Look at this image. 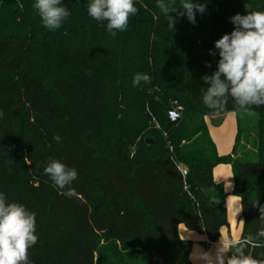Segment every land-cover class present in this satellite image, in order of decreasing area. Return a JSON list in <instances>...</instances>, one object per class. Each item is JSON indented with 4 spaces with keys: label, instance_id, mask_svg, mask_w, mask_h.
<instances>
[{
    "label": "trees",
    "instance_id": "trees-1",
    "mask_svg": "<svg viewBox=\"0 0 264 264\" xmlns=\"http://www.w3.org/2000/svg\"><path fill=\"white\" fill-rule=\"evenodd\" d=\"M165 2L175 9L182 0ZM199 2L206 11L195 24L171 13L172 30L157 0H134L127 29L111 35L88 15L91 0H62L70 15L53 31L35 0H0V192L36 214L31 264H192L193 242L178 226L209 244L227 225L224 188L212 177L218 164L231 166L240 199L236 244L264 259V238H255L264 106L242 111L229 99L216 111L202 102L203 77L219 59L209 54L214 42L233 30L231 16L264 11V0ZM138 72L151 83L134 87ZM168 106L180 115L175 125ZM227 113L237 132L219 155L207 120L220 125ZM52 159L77 170L71 197L44 173Z\"/></svg>",
    "mask_w": 264,
    "mask_h": 264
},
{
    "label": "clouds",
    "instance_id": "clouds-1",
    "mask_svg": "<svg viewBox=\"0 0 264 264\" xmlns=\"http://www.w3.org/2000/svg\"><path fill=\"white\" fill-rule=\"evenodd\" d=\"M168 20V27L175 29L177 19L171 13L178 12L180 18L187 17L196 23V14H203L206 5L199 0H182L180 7L171 8L165 0H157L155 5ZM43 26L50 30L59 29L70 15L62 0H35L33 5ZM88 15L97 22L106 21V31L115 35L125 31L129 19L138 12L134 0H91L87 8ZM233 30L225 33L214 42L218 52L217 68L211 75H205L203 81L208 87L203 92V104L212 110H223L231 99L236 109L248 111L252 107L264 106V11H246L229 18ZM206 66L211 67V64ZM152 78L146 73H136L132 84L142 82L150 84ZM57 143L61 137H53ZM55 186L66 189L64 195L71 197V187L77 179V170L59 160L52 159L44 168ZM261 225L255 238H264V207L260 208ZM36 214L25 205L9 202L5 193L0 192V264H31L29 249L38 243L36 234ZM246 244H236L231 240L221 241L214 260L207 264H264L246 253Z\"/></svg>",
    "mask_w": 264,
    "mask_h": 264
},
{
    "label": "crops",
    "instance_id": "crops-1",
    "mask_svg": "<svg viewBox=\"0 0 264 264\" xmlns=\"http://www.w3.org/2000/svg\"><path fill=\"white\" fill-rule=\"evenodd\" d=\"M208 132L213 140L216 151L219 155H226L231 152L232 146L235 141L237 125H236V116L235 113H227L224 115L223 120L220 125H214L207 120ZM213 180L216 183H221L225 192V203H226V217L227 225L221 227L220 235L216 242L207 243V238L204 234L196 233L186 229L182 224L178 226V234L182 239L190 240L193 242L190 261L194 263L196 261L195 254L192 252L201 253L199 244L204 246V261L202 262L207 264L208 261L214 260L217 255L220 242H227L231 240L234 243H237L240 239V232L238 227H233L231 225V219L236 217L240 213V199L232 193L233 189V175L231 166L229 164H218L213 168L212 171ZM240 219V214H239ZM241 223V220H240ZM241 228V226H240Z\"/></svg>",
    "mask_w": 264,
    "mask_h": 264
},
{
    "label": "rangeland",
    "instance_id": "rangeland-1",
    "mask_svg": "<svg viewBox=\"0 0 264 264\" xmlns=\"http://www.w3.org/2000/svg\"><path fill=\"white\" fill-rule=\"evenodd\" d=\"M248 124H252L253 125L252 121L251 122H247L246 120H244V126H248ZM239 214L240 213H238V215L235 218L233 217L231 219V225L233 227H235V226L238 227V231L240 232L241 223H240V219H239ZM198 246L200 247L201 253L197 252V254H196V251L194 252L195 249L192 251L195 254V257H196V261L194 263H192V264H202V262L204 261V252H203V250H204V246L205 245L203 246L202 244H199ZM203 264H205V263H203Z\"/></svg>",
    "mask_w": 264,
    "mask_h": 264
},
{
    "label": "water",
    "instance_id": "water-1",
    "mask_svg": "<svg viewBox=\"0 0 264 264\" xmlns=\"http://www.w3.org/2000/svg\"><path fill=\"white\" fill-rule=\"evenodd\" d=\"M166 110L168 113V118H169L170 123L175 125L180 120V115L174 112L170 106L166 107ZM148 142H151V140H148ZM186 172H187L186 169L182 170L183 174H185Z\"/></svg>",
    "mask_w": 264,
    "mask_h": 264
}]
</instances>
